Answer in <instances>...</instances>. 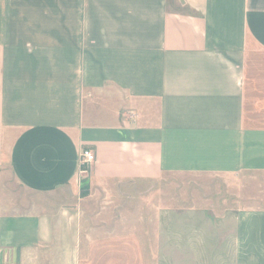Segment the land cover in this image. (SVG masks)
<instances>
[{
	"label": "crops",
	"instance_id": "0c3cea01",
	"mask_svg": "<svg viewBox=\"0 0 264 264\" xmlns=\"http://www.w3.org/2000/svg\"><path fill=\"white\" fill-rule=\"evenodd\" d=\"M262 173L264 0H0V264H115L7 181L76 199L167 175L264 264Z\"/></svg>",
	"mask_w": 264,
	"mask_h": 264
},
{
	"label": "rangeland",
	"instance_id": "374dc122",
	"mask_svg": "<svg viewBox=\"0 0 264 264\" xmlns=\"http://www.w3.org/2000/svg\"><path fill=\"white\" fill-rule=\"evenodd\" d=\"M174 3V0H170ZM261 200L264 202V173ZM172 175L158 181H106L76 199L71 191L34 195L6 183V200L30 203L53 216L54 227H82L81 255L115 264H235L237 227L179 206ZM195 203V201H191Z\"/></svg>",
	"mask_w": 264,
	"mask_h": 264
},
{
	"label": "built area",
	"instance_id": "2783aa9c",
	"mask_svg": "<svg viewBox=\"0 0 264 264\" xmlns=\"http://www.w3.org/2000/svg\"><path fill=\"white\" fill-rule=\"evenodd\" d=\"M96 160V152L91 148H84L81 152V162L83 164H89Z\"/></svg>",
	"mask_w": 264,
	"mask_h": 264
}]
</instances>
